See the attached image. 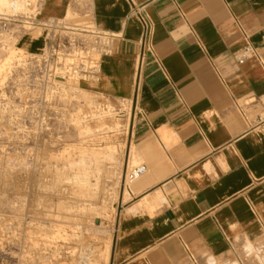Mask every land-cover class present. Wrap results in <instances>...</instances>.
<instances>
[{
    "label": "crops",
    "instance_id": "0c3cea01",
    "mask_svg": "<svg viewBox=\"0 0 264 264\" xmlns=\"http://www.w3.org/2000/svg\"><path fill=\"white\" fill-rule=\"evenodd\" d=\"M83 16L118 35L92 90L127 106V162L147 166L126 188L106 264H264V0H41L38 10ZM247 43L256 54L239 62Z\"/></svg>",
    "mask_w": 264,
    "mask_h": 264
},
{
    "label": "rangeland",
    "instance_id": "374dc122",
    "mask_svg": "<svg viewBox=\"0 0 264 264\" xmlns=\"http://www.w3.org/2000/svg\"><path fill=\"white\" fill-rule=\"evenodd\" d=\"M28 12L25 0H0V264H106L127 162V120L83 81L61 94L24 96L18 58L41 45L17 39L1 16ZM80 180V181H79Z\"/></svg>",
    "mask_w": 264,
    "mask_h": 264
},
{
    "label": "built area",
    "instance_id": "2783aa9c",
    "mask_svg": "<svg viewBox=\"0 0 264 264\" xmlns=\"http://www.w3.org/2000/svg\"><path fill=\"white\" fill-rule=\"evenodd\" d=\"M25 1L28 12L1 16L3 27H8L12 36H29L31 42L41 45L23 50L18 57L25 98L39 102L63 100L69 95L61 94L62 90L75 88L83 81H97L101 61L112 54L118 35L96 27L84 16L41 19V0ZM143 24L146 30V23ZM255 54V48L247 43L236 59L242 62ZM146 172L145 164L134 166L126 171L125 182L132 183Z\"/></svg>",
    "mask_w": 264,
    "mask_h": 264
},
{
    "label": "clouds",
    "instance_id": "9594fccd",
    "mask_svg": "<svg viewBox=\"0 0 264 264\" xmlns=\"http://www.w3.org/2000/svg\"><path fill=\"white\" fill-rule=\"evenodd\" d=\"M260 250L259 249H255L253 248V246L251 244H249L246 248V252L249 254V255H252L254 253H258Z\"/></svg>",
    "mask_w": 264,
    "mask_h": 264
},
{
    "label": "bare ground",
    "instance_id": "6f19581e",
    "mask_svg": "<svg viewBox=\"0 0 264 264\" xmlns=\"http://www.w3.org/2000/svg\"><path fill=\"white\" fill-rule=\"evenodd\" d=\"M78 264H88V262L82 261V262H79ZM93 264H95V263H93Z\"/></svg>",
    "mask_w": 264,
    "mask_h": 264
}]
</instances>
